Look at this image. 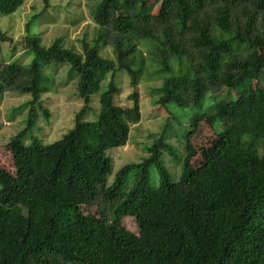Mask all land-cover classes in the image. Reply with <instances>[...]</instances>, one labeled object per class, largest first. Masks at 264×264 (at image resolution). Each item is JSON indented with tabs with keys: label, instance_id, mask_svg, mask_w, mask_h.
<instances>
[{
	"label": "trees",
	"instance_id": "obj_1",
	"mask_svg": "<svg viewBox=\"0 0 264 264\" xmlns=\"http://www.w3.org/2000/svg\"><path fill=\"white\" fill-rule=\"evenodd\" d=\"M148 1L100 0L93 13L99 41L81 53L61 38L45 47L27 35L33 60L0 63V94L30 96L25 125L7 142L14 172L0 168V264H264V0H161L155 14L145 12ZM22 4L0 0V14ZM100 40L111 45L113 59L99 54ZM11 41L0 29V45ZM141 41L151 43L148 56ZM149 60L159 65L160 103L198 105L207 91L224 89L235 96L193 118L191 133L202 120L220 122L222 130L198 150L196 167L185 162L178 181H169L160 160L167 143L159 138L109 183L106 152L126 145L140 116L115 103L114 81L99 94L97 112L93 96L115 70L127 72L136 88ZM51 61L67 64L77 78L82 107L61 138L43 144L31 132L39 111L49 116L41 65ZM131 97L137 103V93ZM151 166L157 187L146 184ZM97 201L104 203L99 216L82 213ZM125 215L136 219L138 236L121 224Z\"/></svg>",
	"mask_w": 264,
	"mask_h": 264
},
{
	"label": "rangeland",
	"instance_id": "obj_2",
	"mask_svg": "<svg viewBox=\"0 0 264 264\" xmlns=\"http://www.w3.org/2000/svg\"><path fill=\"white\" fill-rule=\"evenodd\" d=\"M100 0H23V4L10 15L0 14V29L12 38L11 42H2L0 47V63H9L20 60L29 64L34 55L27 52L24 38L27 35L38 36L43 46H50L56 39L61 38L63 46L71 48L79 53L83 51V45H93L99 41V27L93 20V13ZM161 0H149L145 12L157 13ZM151 43L141 41L139 48L148 56V50L152 49ZM99 54L108 59L114 58L111 45L104 46L99 42ZM185 59V58H184ZM177 60V58H176ZM186 60V59H185ZM175 62L174 59L169 60ZM145 71L136 88L131 86L130 77L124 70H115L106 75L101 82L100 90L93 96L92 107L98 111L99 94L107 89V84L114 81L118 87L115 95V103L127 108L132 116L136 113L140 118L137 122L130 123L128 142L123 147L111 148L106 155L111 160V171L108 174L109 183L114 174L122 166L138 163L145 158L147 147L153 141L163 138L167 145L161 149L160 160L169 172V181L176 182L180 179L185 162H190L195 167L200 162L202 146H207L216 136V132L222 130L220 122H215L214 127L206 120L199 123V128L192 132L193 118L205 113L213 103L227 99L228 95L235 96L224 89L223 92L214 93L207 91L200 104L178 105L176 102L160 103L161 93L158 90L161 80L155 69L159 67L157 62L147 61ZM183 68L186 62H183ZM42 74L47 81L46 86L50 91L42 94V106L49 116L39 111L36 127L31 132L43 144L52 143L73 126L75 114L82 107V100L76 94L77 78L70 76L67 64L56 62L42 63ZM177 72L178 69H173ZM169 73L161 74L162 77ZM137 93V103L131 97ZM30 99L29 95H19L11 91L0 94V168L6 172H14V162L8 140L23 129L27 115V107L24 106ZM95 115H87V119H94ZM27 137L26 143L31 142ZM197 150V156L190 155V149ZM134 181V173L126 177L122 190L129 189ZM147 186L157 187L160 184L159 172L156 166L148 169L146 177ZM104 203L95 202L93 205L82 207L84 214L99 216ZM17 212L24 213L23 208H15ZM110 212V211H109ZM108 219L114 215L107 212ZM121 224L132 234L138 236L139 226L133 216L125 215L118 218Z\"/></svg>",
	"mask_w": 264,
	"mask_h": 264
}]
</instances>
